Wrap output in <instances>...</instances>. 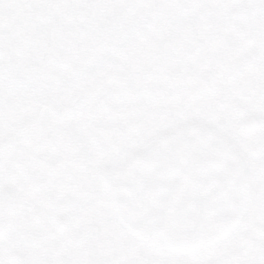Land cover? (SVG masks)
<instances>
[{
    "label": "flooded vegetation",
    "instance_id": "flooded-vegetation-1",
    "mask_svg": "<svg viewBox=\"0 0 264 264\" xmlns=\"http://www.w3.org/2000/svg\"><path fill=\"white\" fill-rule=\"evenodd\" d=\"M186 124L220 131L251 170V197L236 231L193 256L207 250L199 264H264V9L241 19L143 27L97 69L46 91L0 84V173L24 170L36 178L20 207L22 186L0 183V210L3 193L15 197L10 226L0 228V264H66L65 233L86 205L91 180L99 188L100 170L117 168L135 148ZM43 128L47 137L31 133ZM51 140L66 150L65 164L54 165ZM50 203L64 208L54 214L46 246L25 220ZM93 211L78 214L80 225H90ZM62 218L66 226L56 229ZM112 234L117 248L104 250V264L118 256L120 264H188L191 257L152 250L118 225Z\"/></svg>",
    "mask_w": 264,
    "mask_h": 264
},
{
    "label": "water",
    "instance_id": "water-1",
    "mask_svg": "<svg viewBox=\"0 0 264 264\" xmlns=\"http://www.w3.org/2000/svg\"><path fill=\"white\" fill-rule=\"evenodd\" d=\"M262 9L264 0H0V84L46 91L97 69L143 27L241 19ZM98 182L121 229L152 250L179 257L227 240L251 197L243 154L201 124L145 142L117 168L100 170ZM14 205L8 189L0 210L3 231ZM66 224L62 218L55 228Z\"/></svg>",
    "mask_w": 264,
    "mask_h": 264
},
{
    "label": "rangeland",
    "instance_id": "rangeland-1",
    "mask_svg": "<svg viewBox=\"0 0 264 264\" xmlns=\"http://www.w3.org/2000/svg\"><path fill=\"white\" fill-rule=\"evenodd\" d=\"M47 95V94H44ZM49 95V94H48ZM47 97V96H46ZM29 98L23 97V100H27ZM47 128H43L42 131L33 130L31 133H39L40 136L47 137ZM55 139V138H54ZM56 140V139H55ZM25 143V138L23 139V144ZM52 147V155L54 165L65 164V160L67 156L65 155L66 150H62L55 142L47 141ZM64 154V156H63ZM67 173V172H65ZM60 174V173H58ZM88 174H91L88 171ZM65 174V176H67ZM35 173L28 171H3L0 173V183H8L12 182L15 186H22V190L18 193V207L23 206L26 202V199L30 197L35 188L36 184ZM40 185V184H39ZM92 189L90 192V196L86 201V205L80 209L76 215L72 218L70 222V227L68 231L65 233L66 235V244L71 248L67 251L66 255V264H104L105 256L108 253L104 252V250L109 248H117V238L112 234L113 230H116L117 224L113 220L112 216V208L107 203L105 196L102 194L100 187L98 188L95 184V180H91ZM98 192V196H97ZM56 193V191H54ZM101 194V195H100ZM90 203V204H87ZM91 208L92 210H98V214H100L99 219L95 221V223L89 227L88 229L81 230L79 227L80 220H78V214L85 210L86 208ZM52 211V216L57 214L62 210L60 205H54ZM90 210V209H89ZM55 218V217H54ZM55 219H53L54 221ZM85 226L84 223H82ZM73 246V247H72ZM204 253L201 254L200 257H188V264H199L203 261V258L209 253V251L205 250ZM119 260H122L118 257H115V261L120 264ZM114 261V264H116ZM147 262L141 261V264H146ZM110 264V263H108ZM111 264H113L111 262ZM154 264V262H153Z\"/></svg>",
    "mask_w": 264,
    "mask_h": 264
},
{
    "label": "trees",
    "instance_id": "trees-1",
    "mask_svg": "<svg viewBox=\"0 0 264 264\" xmlns=\"http://www.w3.org/2000/svg\"><path fill=\"white\" fill-rule=\"evenodd\" d=\"M62 186V184H61ZM60 189H65V188H59ZM68 195L66 196L67 199ZM54 205H60L58 203L54 204ZM51 203L47 204L45 207H47V209L44 207V209H42L40 211V209L37 210L34 209L33 214L31 213L30 215H28V219L25 220L26 226H27V230H31L32 232H34L36 234V240L37 242H41L43 241L44 238H46L45 242L47 243V240H49L50 236L48 237V233L50 231H52L53 229V218L54 215L52 216V211H53V206ZM61 208H64V204L60 205ZM46 213V218H49L47 221L40 220L39 217L40 215ZM91 221H90V225L92 223H94L97 219H99L98 214H96L94 211L91 214ZM89 224H85V226L81 225L82 229L85 230L88 228V226H90ZM40 243V244H41ZM49 245L48 243L46 244V246Z\"/></svg>",
    "mask_w": 264,
    "mask_h": 264
}]
</instances>
